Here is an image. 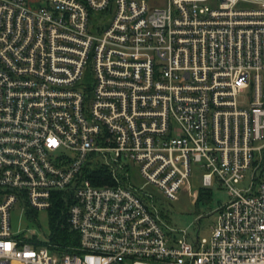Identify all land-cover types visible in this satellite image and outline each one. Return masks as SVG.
<instances>
[{
    "label": "built area",
    "instance_id": "2783aa9c",
    "mask_svg": "<svg viewBox=\"0 0 264 264\" xmlns=\"http://www.w3.org/2000/svg\"><path fill=\"white\" fill-rule=\"evenodd\" d=\"M158 3L0 0V264H264V0ZM193 165L229 196L208 238L160 203ZM58 193L76 245L13 232Z\"/></svg>",
    "mask_w": 264,
    "mask_h": 264
},
{
    "label": "rangeland",
    "instance_id": "374dc122",
    "mask_svg": "<svg viewBox=\"0 0 264 264\" xmlns=\"http://www.w3.org/2000/svg\"><path fill=\"white\" fill-rule=\"evenodd\" d=\"M154 5L159 4L154 2ZM109 17H106L108 20ZM264 155V149L262 151ZM256 156L258 154L256 153ZM264 168V161L261 163ZM193 177L191 182V194L183 192L178 201L168 202L158 195L152 186L144 187V191L160 198V203L164 212L165 220L176 231H185L190 235L200 238H208L213 227L217 224L216 211L220 205L229 200L228 192L225 187L215 182L212 187L205 188L202 184V170L199 165H193ZM252 172L250 169L244 180L237 185L241 192H248L252 187ZM130 182L139 190L144 184V180L138 175H131ZM193 194V196H192ZM195 195V196H194ZM21 211V207L16 206L11 211L12 230L15 233L27 232L36 235L41 241H47L51 234L50 211H37L35 220H31Z\"/></svg>",
    "mask_w": 264,
    "mask_h": 264
},
{
    "label": "trees",
    "instance_id": "16d2710c",
    "mask_svg": "<svg viewBox=\"0 0 264 264\" xmlns=\"http://www.w3.org/2000/svg\"><path fill=\"white\" fill-rule=\"evenodd\" d=\"M104 169L100 168L97 171V175L93 174L91 177L94 181L99 182L96 178H99L103 175ZM61 194H56L55 204L52 209H50V227L51 234L49 236V241L51 244L58 246L61 249H64L71 245H76L78 238L74 232H72L69 227L66 225L64 218L65 204L64 200L60 196ZM30 219L33 221L36 218V212L29 213ZM36 237V236H35Z\"/></svg>",
    "mask_w": 264,
    "mask_h": 264
},
{
    "label": "crops",
    "instance_id": "0c3cea01",
    "mask_svg": "<svg viewBox=\"0 0 264 264\" xmlns=\"http://www.w3.org/2000/svg\"><path fill=\"white\" fill-rule=\"evenodd\" d=\"M41 1H42V0H29V2H30L31 5H38V4L41 3ZM149 1H150L151 3H154V2L158 3V0H149Z\"/></svg>",
    "mask_w": 264,
    "mask_h": 264
}]
</instances>
